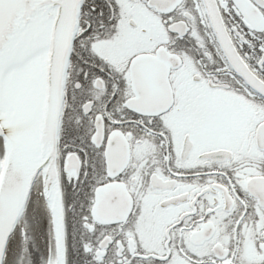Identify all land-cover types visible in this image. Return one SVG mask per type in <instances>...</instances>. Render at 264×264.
Masks as SVG:
<instances>
[{
	"label": "snow or ice",
	"instance_id": "snow-or-ice-1",
	"mask_svg": "<svg viewBox=\"0 0 264 264\" xmlns=\"http://www.w3.org/2000/svg\"><path fill=\"white\" fill-rule=\"evenodd\" d=\"M37 205L39 264H264V0H0V264Z\"/></svg>",
	"mask_w": 264,
	"mask_h": 264
},
{
	"label": "flooded vegetation",
	"instance_id": "flooded-vegetation-1",
	"mask_svg": "<svg viewBox=\"0 0 264 264\" xmlns=\"http://www.w3.org/2000/svg\"><path fill=\"white\" fill-rule=\"evenodd\" d=\"M29 237L27 244L20 232V227L25 226ZM9 256L8 261L14 264H27L31 256L33 264H39L40 257L45 255V246L47 243V216L42 206L37 205L29 211L25 220L11 233L9 237ZM28 248V253L24 248Z\"/></svg>",
	"mask_w": 264,
	"mask_h": 264
},
{
	"label": "trees",
	"instance_id": "trees-1",
	"mask_svg": "<svg viewBox=\"0 0 264 264\" xmlns=\"http://www.w3.org/2000/svg\"><path fill=\"white\" fill-rule=\"evenodd\" d=\"M6 264H14V262H11V263H10V261H8Z\"/></svg>",
	"mask_w": 264,
	"mask_h": 264
},
{
	"label": "water",
	"instance_id": "water-1",
	"mask_svg": "<svg viewBox=\"0 0 264 264\" xmlns=\"http://www.w3.org/2000/svg\"><path fill=\"white\" fill-rule=\"evenodd\" d=\"M11 235V234H10ZM10 235H9V237H10ZM9 237H8V240H9Z\"/></svg>",
	"mask_w": 264,
	"mask_h": 264
}]
</instances>
